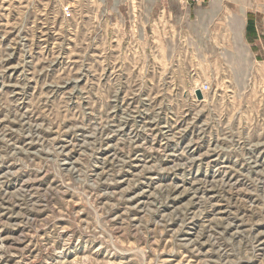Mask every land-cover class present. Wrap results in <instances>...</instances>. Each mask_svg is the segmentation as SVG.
I'll list each match as a JSON object with an SVG mask.
<instances>
[{
    "label": "rangeland",
    "instance_id": "1",
    "mask_svg": "<svg viewBox=\"0 0 264 264\" xmlns=\"http://www.w3.org/2000/svg\"><path fill=\"white\" fill-rule=\"evenodd\" d=\"M167 7L0 0V264H264V66Z\"/></svg>",
    "mask_w": 264,
    "mask_h": 264
},
{
    "label": "crops",
    "instance_id": "2",
    "mask_svg": "<svg viewBox=\"0 0 264 264\" xmlns=\"http://www.w3.org/2000/svg\"><path fill=\"white\" fill-rule=\"evenodd\" d=\"M186 1L166 0L168 7L156 10L174 27L178 47L186 42L215 49L220 79L228 72L225 64L232 73L237 72L235 64L240 71L245 64L264 66V0H203L201 5Z\"/></svg>",
    "mask_w": 264,
    "mask_h": 264
},
{
    "label": "built area",
    "instance_id": "3",
    "mask_svg": "<svg viewBox=\"0 0 264 264\" xmlns=\"http://www.w3.org/2000/svg\"><path fill=\"white\" fill-rule=\"evenodd\" d=\"M186 2L190 5H200L203 3V0H187ZM204 88H206V85H204Z\"/></svg>",
    "mask_w": 264,
    "mask_h": 264
},
{
    "label": "water",
    "instance_id": "4",
    "mask_svg": "<svg viewBox=\"0 0 264 264\" xmlns=\"http://www.w3.org/2000/svg\"><path fill=\"white\" fill-rule=\"evenodd\" d=\"M195 95L198 100H202V93L199 90L195 92Z\"/></svg>",
    "mask_w": 264,
    "mask_h": 264
},
{
    "label": "bare ground",
    "instance_id": "5",
    "mask_svg": "<svg viewBox=\"0 0 264 264\" xmlns=\"http://www.w3.org/2000/svg\"><path fill=\"white\" fill-rule=\"evenodd\" d=\"M199 5V4H198ZM201 5V4H200ZM196 91H198V90H196Z\"/></svg>",
    "mask_w": 264,
    "mask_h": 264
}]
</instances>
